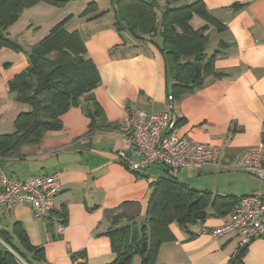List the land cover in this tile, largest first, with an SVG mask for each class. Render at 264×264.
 <instances>
[{"label":"crops","instance_id":"crops-1","mask_svg":"<svg viewBox=\"0 0 264 264\" xmlns=\"http://www.w3.org/2000/svg\"><path fill=\"white\" fill-rule=\"evenodd\" d=\"M91 1L97 6V0ZM193 1L185 0L187 4ZM201 1L212 23L194 15L191 24L207 27L206 51L216 52L214 70L221 75L207 77L203 86L178 100H168L172 80L157 39H138L118 31L110 6L80 15L88 0H68L60 8L38 3L53 14L43 35L23 39L22 33L10 35L12 26L7 29L10 38L28 49L71 15L65 27L79 32L86 55L98 70L100 83L94 97L108 125L88 133L90 119L79 107H70L60 116L59 130L46 131L38 142L22 145L12 156H0V172L8 177L24 179L54 172L59 176L50 215L36 217L23 203L0 210L1 231L13 245L21 248L14 231L20 228L31 245L42 248L43 259L28 255L32 264H107L115 259L106 234L111 227L127 226L140 237L151 183L166 172L161 164L132 172L121 162L123 124L131 107L172 112L179 120L175 128L180 135L217 147L215 162L172 172L189 187L236 199L257 193L264 199L259 187L235 194L226 190V183H219L226 177L224 171H242L237 162L248 147L260 144L264 148V0ZM102 11L103 15L94 17ZM27 65L25 51L0 48V134L13 132L17 116L30 109L8 90V81ZM208 213L201 223L170 224L171 238L158 246L156 264H228L244 245L241 236L236 231L219 236L197 234L202 226L222 225L229 214L216 216L209 207ZM59 224H64L62 233L57 231ZM244 249L242 264H264V238L252 239ZM81 251L84 258L71 257ZM131 260L140 264L141 256L134 253Z\"/></svg>","mask_w":264,"mask_h":264},{"label":"trees","instance_id":"trees-1","mask_svg":"<svg viewBox=\"0 0 264 264\" xmlns=\"http://www.w3.org/2000/svg\"><path fill=\"white\" fill-rule=\"evenodd\" d=\"M67 1L0 0V48L25 51L28 55L27 67L8 81V90L15 94L16 101L30 107L17 116L13 132L0 134V156H12L22 145L38 142L46 131L59 130L62 127L60 116L70 107H79L90 119L88 133L108 126L94 97V89L100 83L98 70L86 55L79 32L65 27L71 15L54 24L28 49L7 34V29L24 9L38 3L60 8ZM95 9L94 1H89L80 15ZM110 9L118 31L138 39L153 42L157 39L155 44L163 53L172 80L169 92L172 100L200 88L207 77L221 75L214 70L216 52L206 51L207 27L194 28L191 24L194 15L212 23L201 0L188 4L185 0H110ZM104 13L99 12L94 17ZM164 171L166 175L151 183L140 237L127 226H113L106 232L115 253V259L107 264H116L119 260H123L122 264H131L135 248L141 256L140 264H156L154 255L158 246L171 238L170 224L186 227L204 222L209 215L208 207L212 214L224 216L237 201L231 196L212 195L209 191L189 187L165 166ZM14 231L21 248L13 245L0 230L3 241L0 242V264H22L16 255L27 264H32L29 254L32 258L43 259L41 247L31 245L22 229ZM143 242L146 250L141 247ZM244 251H239L228 264H242ZM129 254L130 258L124 260ZM71 257L84 258L85 252L73 253Z\"/></svg>","mask_w":264,"mask_h":264},{"label":"built area","instance_id":"built-area-1","mask_svg":"<svg viewBox=\"0 0 264 264\" xmlns=\"http://www.w3.org/2000/svg\"><path fill=\"white\" fill-rule=\"evenodd\" d=\"M168 96V100H171ZM177 117L172 112L151 113L131 107L123 124L121 142L124 150L119 158L132 172H143L153 164H161L171 172L189 171L194 167L213 163L217 159L216 146L180 135L176 128ZM237 167L264 181V148L257 144L248 147L237 162ZM1 173L0 210L13 203L29 205L36 217H46L53 211V200L59 191L58 173L32 175L14 179ZM64 224L57 226L62 233ZM1 230V224H0ZM236 231L241 244L256 237L264 238V199L257 193L238 197L228 219L216 228L202 226L197 234L219 236ZM0 242L3 241L0 239ZM22 264H27L17 255Z\"/></svg>","mask_w":264,"mask_h":264},{"label":"rangeland","instance_id":"rangeland-1","mask_svg":"<svg viewBox=\"0 0 264 264\" xmlns=\"http://www.w3.org/2000/svg\"><path fill=\"white\" fill-rule=\"evenodd\" d=\"M97 6L99 7L97 8ZM97 6L95 4V11L107 9L110 6V0H97ZM52 15L51 9L46 7L42 8V5L38 6L36 4L28 7L22 11L18 20L11 25L10 35L15 37L14 35L17 33H22L23 39H37L46 31L44 28L47 25L48 19H50ZM100 22L104 23V21H98L97 23ZM224 174L226 177H221L222 179L219 180V183H226V190L233 191L235 194H240L241 191H248L249 189H254L256 187H259L260 190H264V182L248 173L236 169H230L224 171ZM131 264H133L132 260Z\"/></svg>","mask_w":264,"mask_h":264},{"label":"water","instance_id":"water-1","mask_svg":"<svg viewBox=\"0 0 264 264\" xmlns=\"http://www.w3.org/2000/svg\"><path fill=\"white\" fill-rule=\"evenodd\" d=\"M141 247H142L143 250H146V243L143 242L142 245H141ZM245 247H246V244H244V245L240 248V251H242ZM137 252H138V249L135 248V249L133 250V253H137ZM130 256H131L130 254L127 255V256H125L124 260L130 258ZM81 263H82V262H77V264H81ZM122 263H123V260H119L116 264H122Z\"/></svg>","mask_w":264,"mask_h":264}]
</instances>
